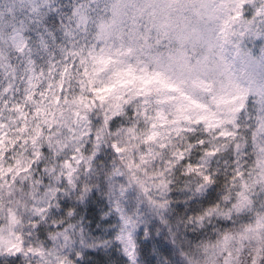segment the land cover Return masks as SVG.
Wrapping results in <instances>:
<instances>
[{
	"label": "snow or ice",
	"instance_id": "6c2138e0",
	"mask_svg": "<svg viewBox=\"0 0 264 264\" xmlns=\"http://www.w3.org/2000/svg\"><path fill=\"white\" fill-rule=\"evenodd\" d=\"M246 5L250 0H240L236 19L264 24V8L247 19ZM26 6L17 0L0 6V253L57 264L39 246L25 244L21 213L30 194L19 185L33 177L45 148L69 152L59 168L71 183L91 159L83 154L86 144L110 141L131 179L149 195L153 189L163 193L177 174L195 181L197 191L218 183L221 169L210 162L222 160V198L193 222L211 226L220 217L229 225L217 236L225 246L223 264H264V108L246 121L243 97L194 96L158 70L154 59L99 47L94 35L108 15L107 0H87V7L75 10L72 50L42 66L23 35L30 17L21 19L18 11ZM28 7L39 15L35 0ZM131 23L143 30L149 47H168L146 22ZM191 86L212 90L207 81ZM94 115L102 118L98 126ZM189 264L197 259L190 256Z\"/></svg>",
	"mask_w": 264,
	"mask_h": 264
},
{
	"label": "clouds",
	"instance_id": "9594fccd",
	"mask_svg": "<svg viewBox=\"0 0 264 264\" xmlns=\"http://www.w3.org/2000/svg\"><path fill=\"white\" fill-rule=\"evenodd\" d=\"M264 8V0H250ZM109 12L97 27L95 43L105 49H131L154 59L158 70L185 86L197 97L225 100L243 97L249 108H264V50L242 47L245 37L261 34L259 24L236 19L240 0H107ZM146 22L164 44L146 45L142 29L131 21ZM128 25V28H125ZM207 81L211 92L191 86ZM224 107L232 105H222ZM264 116V111L259 112ZM207 248V251H205ZM224 243L218 237L201 244L197 264H223Z\"/></svg>",
	"mask_w": 264,
	"mask_h": 264
},
{
	"label": "rangeland",
	"instance_id": "374dc122",
	"mask_svg": "<svg viewBox=\"0 0 264 264\" xmlns=\"http://www.w3.org/2000/svg\"><path fill=\"white\" fill-rule=\"evenodd\" d=\"M21 1L28 6L33 4V0ZM35 2L40 5L39 10H62L64 2H67L66 6L71 4L73 13L82 5L87 7V0H35ZM256 10V5H246L245 18L252 19ZM260 26L261 29H264V24ZM74 27L73 22L72 29ZM75 36L74 30L71 35H69V31L64 32L62 55L52 62H58L66 55L67 51L72 50ZM241 46L250 49L253 53L264 50V31L259 35L245 37ZM257 113L258 108L253 102L247 108L244 118L247 121L249 118H254ZM101 123L102 118L94 115V126ZM83 154L85 157H91V159L86 165L81 164L79 166L73 175L72 182L69 183L66 176L61 175L59 168L60 162L69 155V152L54 154L52 150L45 148L43 157L34 169L33 177L19 185L30 194L26 200L27 210L21 213L23 220L21 230L26 238V246H39L49 253L57 261V264H79L84 251L91 246L86 238L88 237V241H92L81 219L72 220V229L58 230L60 223L55 222L53 223L54 226H46L43 230L41 229V232L38 233V231L42 224L49 222L53 207L58 200L77 201L103 189L106 193V206L113 218L114 226L113 238L106 241L103 247L112 248L115 246L123 255L126 264H140L136 240L140 235L145 238L149 237L152 231L156 230L155 222L158 217L169 211L172 183L163 193L156 189L152 190L151 195L146 193L141 185L131 179L111 148L110 141L97 146L88 143L83 149ZM210 167L223 170L224 163L222 160L212 161ZM49 168L53 170L48 171ZM34 181H38V183L34 184ZM186 182L188 183L183 186L182 191L189 194L191 198L204 196L210 186L197 191L195 181L187 180ZM54 189L56 191L53 195ZM34 208H44L45 211L38 213ZM182 253L188 261L190 256L198 259L195 250H183ZM16 258H21L25 264H39L35 257L0 253V262H7Z\"/></svg>",
	"mask_w": 264,
	"mask_h": 264
},
{
	"label": "trees",
	"instance_id": "16d2710c",
	"mask_svg": "<svg viewBox=\"0 0 264 264\" xmlns=\"http://www.w3.org/2000/svg\"><path fill=\"white\" fill-rule=\"evenodd\" d=\"M6 2L7 0H0V6ZM21 2L17 0V3ZM66 3L62 4V10L41 9L37 16H33L28 6L24 8L23 13L18 11L21 19L24 16L30 17L23 35L33 49L34 59L42 66L62 55L64 32L72 28L71 17L74 14L71 4L66 6ZM187 180L188 177L177 174L170 186L169 211L158 217L155 222L156 230L152 231L149 237L140 235L137 238L136 250L140 264H189L182 253L183 250L197 251L201 244L216 238L221 229L227 230L229 227L220 217L213 220L211 226L206 222H193L195 217L220 202L224 184L222 170L220 181L210 185L202 197L191 198L182 191L183 186L188 183ZM105 198L106 193L102 189L77 201L58 200L49 222L42 224L38 233L46 226H54L55 222L60 223L58 230L72 229V220L81 219L92 241L86 238L91 246L84 251L79 264H126L117 247H103L114 234L113 218ZM0 264H25V261L16 258Z\"/></svg>",
	"mask_w": 264,
	"mask_h": 264
}]
</instances>
